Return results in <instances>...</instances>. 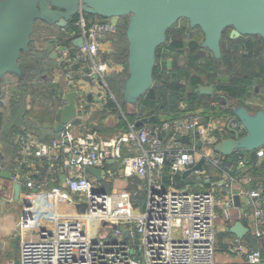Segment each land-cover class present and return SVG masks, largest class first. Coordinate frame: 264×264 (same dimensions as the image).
<instances>
[{
	"label": "built area",
	"instance_id": "1",
	"mask_svg": "<svg viewBox=\"0 0 264 264\" xmlns=\"http://www.w3.org/2000/svg\"><path fill=\"white\" fill-rule=\"evenodd\" d=\"M79 26L83 43L75 60L84 59L88 67L85 76L91 79L96 75L95 82L105 89L104 76L111 68L102 60L100 48L105 38L114 33L115 23L111 19L106 24L96 21L86 26L81 17ZM68 55V50L64 49L62 61L68 60ZM65 75L73 81L72 72L67 71ZM105 95L112 98L105 93L101 101L106 99ZM3 102L0 98V106ZM65 104L66 97L62 100V108ZM179 108L184 110L185 105L180 103ZM216 121L210 117L203 122L201 116L189 115L155 126L129 124L125 132L105 142L97 141L92 134L75 136L72 121L49 143L39 141L28 132L18 133L13 139L11 184L19 183L21 188L42 193L51 205L75 196V207L80 210L79 216L72 218L54 214L51 229L39 231L35 240H23L18 264H215L216 207L221 204L218 194L227 193L222 202L225 207H231L232 188L240 179L243 183L237 194L244 197L250 209L241 216L250 219L249 231L260 241L264 237V196L258 189L245 187L252 181L248 163L239 159L238 174L232 176L213 152L216 143L226 140L223 139L226 130L234 132L235 136L241 135L243 129L229 118L223 127ZM214 131L219 132V137ZM169 132L182 138L193 135V138L190 144H183ZM196 141H201V147ZM123 148L134 149L136 154L123 156ZM256 156V165L260 166L264 163V147L257 150ZM200 159H205L204 166L218 171L217 179L212 181L203 166L201 172L191 174L198 190H193L191 185L175 188L173 178L192 169ZM110 162L119 164L118 175L124 179L135 177L145 182L142 209L132 206L126 191L104 195L101 185L88 178L86 168L102 169ZM166 162L170 165L169 184L165 187L161 174ZM38 163L42 167L45 163L51 174L63 171L64 179H51V183H55L53 186L48 181H37ZM1 171L4 168L0 161ZM113 175L107 170L103 181ZM203 182L207 187L201 190ZM117 198L120 202L114 207ZM35 221V211L28 206L23 211L19 228L32 229ZM233 245L244 264L263 262L261 250L253 251L243 239L235 238Z\"/></svg>",
	"mask_w": 264,
	"mask_h": 264
},
{
	"label": "trees",
	"instance_id": "2",
	"mask_svg": "<svg viewBox=\"0 0 264 264\" xmlns=\"http://www.w3.org/2000/svg\"><path fill=\"white\" fill-rule=\"evenodd\" d=\"M83 18L86 26L94 22L91 20L94 16L87 14H77L71 18L66 28L61 29L49 26L43 22L37 21L34 24L30 36V44L27 52L20 54L18 65L21 73L19 75L9 74L15 78L14 88L8 91L7 103L0 112V143L2 149L10 148L13 145L14 137L20 132H28L41 142H51L59 137L60 134H54V129L43 128L48 121L59 122L61 113V102L65 93L53 83V72L55 69L62 70L63 73L72 71V65L77 69L81 59H76L79 51L73 44V41L80 37L81 29L79 26L80 18ZM115 31L105 38L111 43L109 52L101 56L102 60L111 68L104 76V84L107 92L112 96H106L107 108L113 112H119L123 116L121 122L126 129L127 124L141 123L140 126L160 125L163 121H173L176 119L194 116L199 110L203 122L208 121L210 117H224L235 119L230 109L220 111L210 106V97L202 96L195 92L197 85L213 84L216 93H223L237 105L251 112L245 103L252 95L259 96L261 87H264V58L262 47L264 43L259 36H247L236 40H230L228 35L225 37V31L220 41L221 55L218 59L220 66L226 68L229 79L225 82L219 81L218 76L221 73L216 66L215 60L205 57V49L200 43L192 38L187 42L174 37V33L183 34L184 27L176 31V24L166 32V41L156 49V65L153 69V78L159 83L158 88H151L143 94L135 104L134 110L127 113L123 107V86L128 77L127 54L128 44L125 36V29L128 23L127 17L116 18ZM39 26V34L34 39L35 27ZM176 35V34H175ZM34 39V40H33ZM263 43V44H262ZM56 47L68 49V60L56 63V60L50 57V53ZM244 48V49H243ZM256 48V49H255ZM174 57V58H173ZM183 59L182 63L175 60ZM171 59L170 68L161 67L160 62ZM118 67L119 70H115ZM74 79V78H73ZM4 78L0 80V96L4 99L3 83ZM255 92L252 93L251 90ZM211 99L207 103L204 99ZM77 102V101H76ZM180 103L185 105V109L179 108ZM30 106V109L27 107ZM210 106V107H209ZM59 109L57 110V108ZM36 108V109H35ZM57 110V111H55ZM257 112L253 110L251 113ZM235 122L236 119H235ZM219 137V132L214 131ZM244 135V132L240 135ZM234 137V132L226 130L223 139ZM220 158L222 167H224L232 176L237 173L236 166L239 159H245V152H237L231 156H223L215 153ZM6 170L12 174L14 164ZM169 162L165 163L161 174V181L166 187L169 184ZM248 174L252 181L246 188L258 189L264 196V163L260 166L256 162L248 164ZM208 173L215 168L209 165L204 166ZM194 177L183 178L177 175L173 178V185L177 189H182L191 185L193 190ZM145 182L135 177L128 178V184L125 191L130 196V202L136 209H142L145 199ZM207 184L203 182V189ZM264 261V250H261Z\"/></svg>",
	"mask_w": 264,
	"mask_h": 264
},
{
	"label": "water",
	"instance_id": "3",
	"mask_svg": "<svg viewBox=\"0 0 264 264\" xmlns=\"http://www.w3.org/2000/svg\"><path fill=\"white\" fill-rule=\"evenodd\" d=\"M77 14L97 17L100 24L120 17L128 18L125 29L128 77L123 86V100L130 105H135L149 89L159 87L153 78L156 49L165 43L167 30L179 19H186L191 28L201 30L204 35L201 47L208 49L216 59L220 58V41L227 28H231L230 39L259 36L264 41V0H0V80L8 74L21 73L18 59L29 49L35 22L64 29ZM82 43L81 37L73 41L78 49L82 48ZM262 54L264 58V51ZM50 57L55 58L56 53ZM82 62H85L84 59ZM160 64L170 68L172 61H161ZM84 72H88V67L84 68ZM91 79L95 81L96 75H92ZM213 88L212 85H199L195 92L208 96ZM76 96L75 92L66 94V104L54 129L55 134L62 133L64 126L76 119ZM232 113L244 135H235L216 143L213 152L231 156L242 151L246 153V162L254 163L257 150L264 147V112L252 114L237 106ZM140 125L136 124L137 127ZM169 134L183 144H190L193 138V135L182 138L173 132ZM196 145L201 147V141H196ZM204 164L205 159H200L182 177L186 178L195 171L201 172ZM86 172L101 185L104 195L111 193V185L103 181L100 169L88 167ZM0 177L10 181L11 174L1 171ZM12 188L13 200L19 201L21 185L14 183ZM239 201L238 195L233 196L236 207ZM226 232L243 239L253 251L264 250V237L258 241L240 222L234 223Z\"/></svg>",
	"mask_w": 264,
	"mask_h": 264
},
{
	"label": "crops",
	"instance_id": "4",
	"mask_svg": "<svg viewBox=\"0 0 264 264\" xmlns=\"http://www.w3.org/2000/svg\"><path fill=\"white\" fill-rule=\"evenodd\" d=\"M91 20H94V22H96L98 21V18L93 17ZM113 22L115 23V20H113ZM60 48L61 47H56L50 53V55L52 53H56V57L52 58L56 60V63L62 62V51H64V49L68 50L66 48ZM110 49L111 43L105 40L100 48L101 56L103 57V55L109 52ZM72 67H74V65H72ZM85 67L86 64L82 62L81 59L79 62V67L77 69L75 67L74 69H72V71L74 72L72 73L74 78L72 82L67 79L65 73H63L62 70L55 69L53 72V83L65 93L64 97H66V94L71 92L77 93V117L76 119L72 120L73 134L75 136L92 134L95 136L97 141L105 142L125 132L129 124H127V127L125 129L123 123L121 122V118L123 116L121 115L120 111L118 113L113 112L112 109L106 107V99L102 101L100 100L101 97L108 92L106 88H100V86H98L95 81L85 76ZM115 70H119V68L116 67ZM13 85L14 84L12 83L11 85L3 87V91L8 93V91L14 88ZM99 93H102L101 97ZM254 100L259 101L258 98H254L245 103L248 109L252 112L253 109L258 108L256 109V111L264 112V101H259V103H257ZM208 101L209 99H204L205 103H207ZM230 103L231 105L228 107V104L226 109H230V111H232V109L236 107V104L234 101H231ZM27 108L30 109V106H28ZM60 108L62 110V106H60ZM58 109L59 107L57 108V110ZM1 111L2 105L0 106V112ZM202 112V110H199L196 115H199ZM226 119L227 118L224 117H217L216 122L219 126L223 127L226 123ZM57 123L58 122H53V120L52 122L48 121L45 125H42V127H46L48 129L52 127L53 129H55ZM12 149V144L10 145V148L5 147V149H2V145L0 143V161L2 167L4 168V171H6L7 173L9 172L6 169L11 168V164L14 159V153ZM134 154H136V150L134 149L123 148L122 150L123 156ZM42 165L43 167L39 163L37 164V170L39 171V175L36 178L37 181H48L49 185L53 186L55 185V183H51V179H58V181L64 179L65 173H63V171L60 172L58 170L51 174L47 171L46 164L42 163ZM119 168L120 167L117 162H110L104 168L100 169L102 171V176L106 175L107 170H110L114 173L113 177H105L106 182L110 183L111 185V193L113 194L124 192L128 184V179H124L123 177L118 175ZM209 174L212 181L217 179V172L212 171ZM87 176L90 180L96 181L95 178L90 176L88 173ZM188 177H191V175ZM242 183L243 179H240L232 188L231 207H225L224 203L222 202L228 194L225 192H221L218 194L221 204L216 207L217 253L214 259L215 264H244L243 258L234 251L233 241L236 237L226 232V229L231 227L236 222H240L244 227L250 229V219L242 218L241 216L242 213L250 211V209L245 205L244 197L238 196L240 200L238 207H236L233 202V196L238 195L237 193ZM12 186L13 185L11 184V181L0 177V188L3 190V193L9 194L11 199L9 201L4 200L2 203H0V264H8L9 262L18 264L20 243L23 240H35L37 239L39 231L44 229H51L53 227L52 216H54V214H58L62 218L78 217L80 214V210L75 207L77 200L75 196H71V199L68 201L65 200L59 202L56 205H51L46 201L42 193L36 192L34 190L28 191L24 187H22L20 191L19 201H14ZM119 202L120 200L117 198L116 200H114L113 206L116 207ZM16 206H19V208ZM28 206H32L35 211V225L32 229L21 230L19 228V221L22 217L23 211ZM92 227L94 228L93 225Z\"/></svg>",
	"mask_w": 264,
	"mask_h": 264
},
{
	"label": "rangeland",
	"instance_id": "5",
	"mask_svg": "<svg viewBox=\"0 0 264 264\" xmlns=\"http://www.w3.org/2000/svg\"><path fill=\"white\" fill-rule=\"evenodd\" d=\"M112 20H114V19H112ZM176 24V31H178L181 27H184V33L183 34H177V33H174V37H176V38H178V39H181V40H183V41H185V42H187L188 40H189V38H192V39H194V40H196V41H198L199 43H200V45L203 43V40H204V35H203V33L201 32V30L200 29H198V28H191L190 26H189V23H188V21L186 20V19H179V20H177V22L175 23ZM39 26H38V24H37V26L35 27V33H34V36H33V38L35 39L37 36H38V34H39ZM229 31H230V28H227L226 30H225V36H224V39H225V37L228 35V33H229ZM176 34V35H175ZM33 39V40H34ZM36 40V39H35ZM203 49H205V48H203ZM206 51H205V57H207V58H212V59H214L215 60V63H216V66L219 68V70L221 71V73L219 74V76H218V79H219V81H222V82H225V81H227L228 79H229V76H228V74H227V70H226V68H224V67H222V66H220V64H219V62H218V59H216L213 55H212V53L208 50V49H205ZM262 51H264V46L262 47ZM174 58V57H173ZM169 60H171V59H169ZM175 60L177 61V62H179V63H182L183 62V59H181V58H176L175 57ZM15 82V78L12 76V75H6L5 77H4V80H3V83H2V85L1 86H3V87H6L7 85H11L12 83H14ZM251 92L252 93H254L255 92V90L254 89H252L251 90ZM256 93H260L259 94V96H256V95H252L251 96V98L248 100V101H250V100H252V99H256V98H258V100L259 101H264V87H261L260 89H259V91H257ZM10 93H5L4 94V102H3V104H2V109H3V106H5L6 105V103H7V99H8V95H9ZM255 102H257V103H259V101H257V100H254ZM217 103H219V101H217ZM122 104H123V107H124V109H125V111L127 112V113H131V112H133V110H134V107H135V105H130V104H127V103H125V101L123 100L122 101ZM221 104H225V103H221ZM236 104V103H235ZM219 105V104H218ZM237 106H239V105H237L236 104V107ZM256 109H258V108H255V109H253V110H256ZM253 114V113H252ZM4 200H11L10 199V195L8 194V193H3V190L0 188V203H2ZM17 204V203H16ZM15 204V205H16ZM18 205V204H17ZM16 207H18L19 208V206H16ZM15 211H16V209H15ZM92 226V225H91ZM216 253L217 252H215V257H216Z\"/></svg>",
	"mask_w": 264,
	"mask_h": 264
},
{
	"label": "flooded vegetation",
	"instance_id": "6",
	"mask_svg": "<svg viewBox=\"0 0 264 264\" xmlns=\"http://www.w3.org/2000/svg\"><path fill=\"white\" fill-rule=\"evenodd\" d=\"M230 32H231V28H230V31H229V33H228V38L230 39V37H229V35H230ZM245 38V37H247V36H240V37H238V38H235V39H230V40H236V39H239V38ZM262 40V39H261ZM262 42L264 43V41L262 40ZM262 43V44H263ZM244 49V48H243ZM256 49V48H255ZM210 85H212L214 88H213V92L210 94V95H202V94H200V93H198V94H200V95H202V96H205V97H210V98H212L211 96L212 95H215V97H213L212 98V100L209 98V100H211V103H210V106L211 107H215V108H217V109H219L220 111H223V110H225L226 109V107H227V105H228V107L231 105V99H229L225 94H223V93H216L215 92V86L213 85V84H203V85H200V86H204V87H208V86H210ZM197 86H199V85H197ZM197 88V87H196ZM196 90V89H195ZM197 93V92H196ZM217 101H219V103H217ZM221 103H225V104H221ZM213 104H216V105H214L213 106ZM219 104V105H218ZM233 121H235V119H232Z\"/></svg>",
	"mask_w": 264,
	"mask_h": 264
}]
</instances>
